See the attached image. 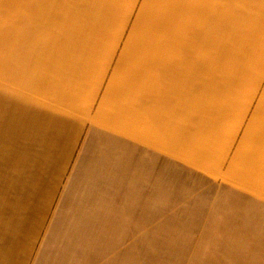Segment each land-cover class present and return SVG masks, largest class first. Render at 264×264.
<instances>
[{
    "label": "crops",
    "instance_id": "obj_1",
    "mask_svg": "<svg viewBox=\"0 0 264 264\" xmlns=\"http://www.w3.org/2000/svg\"><path fill=\"white\" fill-rule=\"evenodd\" d=\"M174 172L264 201V0H0V264L155 226Z\"/></svg>",
    "mask_w": 264,
    "mask_h": 264
},
{
    "label": "rangeland",
    "instance_id": "obj_2",
    "mask_svg": "<svg viewBox=\"0 0 264 264\" xmlns=\"http://www.w3.org/2000/svg\"><path fill=\"white\" fill-rule=\"evenodd\" d=\"M188 178L174 172L173 201L158 200L155 226L141 217L138 232L110 233L108 240L77 232L74 247L63 239L67 247L47 264H264V201H238L237 215L224 221L223 209H212L223 205L217 191L204 210L181 201V193L195 190Z\"/></svg>",
    "mask_w": 264,
    "mask_h": 264
}]
</instances>
